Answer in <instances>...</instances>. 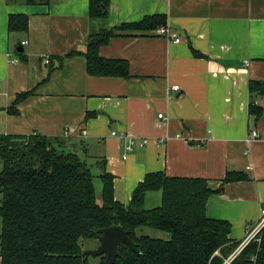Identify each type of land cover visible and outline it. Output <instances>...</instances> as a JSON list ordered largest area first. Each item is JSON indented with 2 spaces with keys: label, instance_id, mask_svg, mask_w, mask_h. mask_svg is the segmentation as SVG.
Here are the masks:
<instances>
[{
  "label": "crops",
  "instance_id": "obj_1",
  "mask_svg": "<svg viewBox=\"0 0 264 264\" xmlns=\"http://www.w3.org/2000/svg\"><path fill=\"white\" fill-rule=\"evenodd\" d=\"M34 1L0 0V135H68L93 175L105 161L124 206L147 174L204 179L220 190L206 216L241 241L264 208V94L248 91L249 81L264 84V0H109L107 27L164 15L179 38L110 39L98 54L126 61L127 78L86 73L88 0ZM10 15L26 16V31L9 32ZM251 102L262 110L256 121ZM237 173L246 179L223 183ZM160 203V192L145 194V209Z\"/></svg>",
  "mask_w": 264,
  "mask_h": 264
},
{
  "label": "trees",
  "instance_id": "obj_2",
  "mask_svg": "<svg viewBox=\"0 0 264 264\" xmlns=\"http://www.w3.org/2000/svg\"><path fill=\"white\" fill-rule=\"evenodd\" d=\"M108 5L109 0H88V17L93 25L84 53L86 73L127 78V62L101 58L99 48L116 37H159L156 31L167 26V19L155 14L110 28L106 26ZM27 21L24 15H10L8 31H26ZM20 60L25 61L23 57ZM248 91L252 96H262L264 84L249 81ZM28 95H17L7 112L16 114L15 105ZM248 112L255 121L262 114L253 102ZM67 136L0 135L1 264H85L88 256H83L81 242L98 240L99 231L108 227L122 228L137 249L135 253L119 245L114 264H223L239 245L240 241L229 239L228 222L206 216L208 197L220 191L212 190L206 180L150 173L137 184L124 206L114 200V177L106 172L105 161L97 163L101 173L93 175L91 167L67 144ZM94 179L101 183L100 203ZM245 179L239 173L228 174L223 183ZM157 191L161 193L160 205L145 209V194ZM144 230L164 235L153 238ZM258 239L231 264H264V227ZM98 259L103 264L105 256Z\"/></svg>",
  "mask_w": 264,
  "mask_h": 264
},
{
  "label": "water",
  "instance_id": "obj_3",
  "mask_svg": "<svg viewBox=\"0 0 264 264\" xmlns=\"http://www.w3.org/2000/svg\"><path fill=\"white\" fill-rule=\"evenodd\" d=\"M22 49L18 48L17 52ZM98 243L96 249L83 252V256L100 257L105 256L103 264H114L118 252L117 247L121 244L129 247L133 252L137 253V249L132 241L128 238L127 232L120 227H108L99 231Z\"/></svg>",
  "mask_w": 264,
  "mask_h": 264
},
{
  "label": "built area",
  "instance_id": "obj_4",
  "mask_svg": "<svg viewBox=\"0 0 264 264\" xmlns=\"http://www.w3.org/2000/svg\"><path fill=\"white\" fill-rule=\"evenodd\" d=\"M156 34L167 38L170 41H174L175 43L179 42V38L171 33V30L169 27H161L156 31ZM26 42H21L20 45L24 46ZM14 62H18L17 60H13ZM45 64H47V59L45 60ZM172 91H177L178 87L177 86H172L171 87ZM158 118H162V115H158ZM111 136H115V132H111ZM258 137V134L255 131H251L249 140L251 139H256ZM144 141L140 142V145H143ZM126 151H131V145H128L126 147ZM264 227V208L260 210L259 213V219L253 226H247L245 228V236L244 238L240 241L239 245L227 259L224 260L223 264H231L232 261L242 252V250L247 247V245L251 242H259L258 235L262 228Z\"/></svg>",
  "mask_w": 264,
  "mask_h": 264
},
{
  "label": "rangeland",
  "instance_id": "obj_5",
  "mask_svg": "<svg viewBox=\"0 0 264 264\" xmlns=\"http://www.w3.org/2000/svg\"><path fill=\"white\" fill-rule=\"evenodd\" d=\"M0 168H1V161H0ZM93 184H94L95 196L97 198V201H99L101 183H100L99 180L94 179ZM0 200H1V194H0ZM144 232H148L149 236H151L153 238H162L163 235H164L162 232H158V231H146V230H144ZM97 242H98V240H90V239L89 240H83L81 242L82 252H88V251H92V250L96 249V248H94V246L96 245ZM233 252L231 254H233ZM85 264H99V259H98V257H90V256H88Z\"/></svg>",
  "mask_w": 264,
  "mask_h": 264
}]
</instances>
